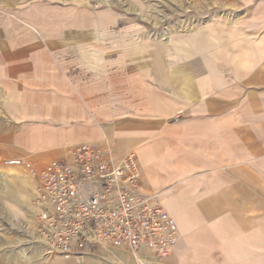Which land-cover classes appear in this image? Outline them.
<instances>
[{"label": "crops", "instance_id": "crops-1", "mask_svg": "<svg viewBox=\"0 0 264 264\" xmlns=\"http://www.w3.org/2000/svg\"><path fill=\"white\" fill-rule=\"evenodd\" d=\"M12 2L0 0V264L112 260L44 254L31 241L38 175L79 143H91L108 157L134 151L142 191L156 194L174 216L178 239L172 253L147 256L148 264H200L193 255L213 252L195 246L188 208L220 206L230 199L236 206H256V192L264 190L257 183V175H264V69L234 68L227 77L203 71L193 77L174 68L168 95L152 90L147 102H129L125 86L117 100L111 78L108 88L105 82L104 88L96 85L90 44H80L70 33L43 37L42 28L14 20ZM27 7L18 14L25 15ZM52 26L63 32L80 30L81 24ZM139 86L137 79L138 91ZM114 111L120 112L115 118ZM130 111L173 113L164 118L130 116ZM203 175L216 176V183L204 186Z\"/></svg>", "mask_w": 264, "mask_h": 264}, {"label": "rangeland", "instance_id": "rangeland-1", "mask_svg": "<svg viewBox=\"0 0 264 264\" xmlns=\"http://www.w3.org/2000/svg\"><path fill=\"white\" fill-rule=\"evenodd\" d=\"M13 1L16 22L21 19L42 28L39 33L48 39L70 33L73 36L69 37L80 39V44H90L91 50H95L90 55L94 57L91 67L96 85L104 88L105 82L108 88L111 80L113 97L117 100L121 99L125 86L129 102L139 99L147 102L152 90L168 95L173 92L168 83L170 70L174 68L186 70L193 77L203 71H221L227 77L234 68L264 69V0ZM22 6H28L25 15L18 14ZM57 23L81 26L80 30L58 32L52 26ZM116 113L120 112L114 111V118ZM129 113L165 118L173 112ZM203 176L204 186L216 183V176ZM257 177L258 187L264 189V175ZM256 193V206H236L230 199L220 206L188 208L194 220L195 246L213 252L195 254L194 260L200 264H264V190Z\"/></svg>", "mask_w": 264, "mask_h": 264}, {"label": "built area", "instance_id": "built-area-1", "mask_svg": "<svg viewBox=\"0 0 264 264\" xmlns=\"http://www.w3.org/2000/svg\"><path fill=\"white\" fill-rule=\"evenodd\" d=\"M32 205L31 241L44 254L148 264L147 256L172 253L178 239L174 216L156 194L142 191L134 151L116 158L91 143L72 146L42 168Z\"/></svg>", "mask_w": 264, "mask_h": 264}]
</instances>
